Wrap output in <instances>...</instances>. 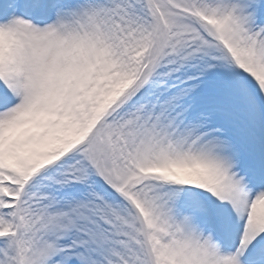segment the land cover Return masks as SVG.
<instances>
[{
    "label": "snow or ice",
    "instance_id": "snow-or-ice-1",
    "mask_svg": "<svg viewBox=\"0 0 264 264\" xmlns=\"http://www.w3.org/2000/svg\"><path fill=\"white\" fill-rule=\"evenodd\" d=\"M0 264H264V0H0Z\"/></svg>",
    "mask_w": 264,
    "mask_h": 264
}]
</instances>
